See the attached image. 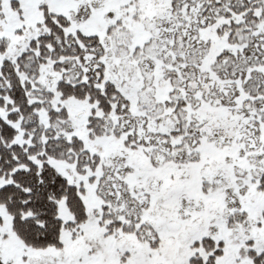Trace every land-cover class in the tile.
Here are the masks:
<instances>
[{"label":"snow or ice","instance_id":"6c2138e0","mask_svg":"<svg viewBox=\"0 0 264 264\" xmlns=\"http://www.w3.org/2000/svg\"><path fill=\"white\" fill-rule=\"evenodd\" d=\"M0 264H264V0H0Z\"/></svg>","mask_w":264,"mask_h":264}]
</instances>
